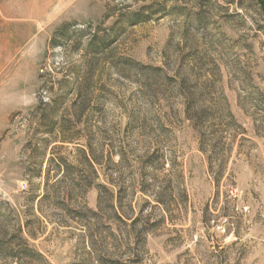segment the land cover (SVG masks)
Listing matches in <instances>:
<instances>
[{"label":"rangeland","instance_id":"obj_1","mask_svg":"<svg viewBox=\"0 0 264 264\" xmlns=\"http://www.w3.org/2000/svg\"><path fill=\"white\" fill-rule=\"evenodd\" d=\"M0 264H264L256 0H0Z\"/></svg>","mask_w":264,"mask_h":264},{"label":"trees","instance_id":"obj_2","mask_svg":"<svg viewBox=\"0 0 264 264\" xmlns=\"http://www.w3.org/2000/svg\"><path fill=\"white\" fill-rule=\"evenodd\" d=\"M257 1V3H258V5L260 6V8H261V10H262V12H263V14H264V0H256ZM133 21V23H135L136 22V20H131V22ZM186 114H187V112H186ZM189 117V116H188ZM87 159V158H86ZM88 160V159H87ZM89 162V164H90V161H88ZM43 198H45V196L43 197Z\"/></svg>","mask_w":264,"mask_h":264}]
</instances>
